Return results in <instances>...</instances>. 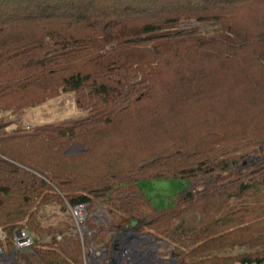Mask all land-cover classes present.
<instances>
[{"label":"trees","instance_id":"obj_1","mask_svg":"<svg viewBox=\"0 0 264 264\" xmlns=\"http://www.w3.org/2000/svg\"><path fill=\"white\" fill-rule=\"evenodd\" d=\"M193 19L239 37L180 27ZM64 91L87 115L7 129L3 113ZM246 157L249 166L221 173ZM204 176L212 186L189 190ZM175 180L179 191L159 192ZM56 199L105 201L101 240L127 218L146 221L182 247L175 264L264 261V0H0L7 244L21 226L61 230L40 220ZM68 236L21 257L80 263Z\"/></svg>","mask_w":264,"mask_h":264},{"label":"rangeland","instance_id":"obj_2","mask_svg":"<svg viewBox=\"0 0 264 264\" xmlns=\"http://www.w3.org/2000/svg\"><path fill=\"white\" fill-rule=\"evenodd\" d=\"M181 28L184 29H192L196 28L202 33L206 34H228L231 37L233 36L235 39L236 37H239L237 34H234L233 32H228L223 28H220L218 24H213L211 22L208 23H201L196 20H190V21H184L180 24ZM76 93L74 91H64L59 92L57 95L47 99L45 102L38 104L36 106L24 109L19 112L11 113L6 112L3 113V120L8 123L7 129L12 130L17 126H22L24 128H27L28 130L31 129L35 125L43 124V123H69L75 119H79L87 115V111L81 110L76 103ZM80 150L79 147H73V149H70V153L75 154ZM241 152H238L240 154ZM252 160V157H246L242 160L241 163H230L228 165V168L224 171H222V174H227L230 171H238L242 167H247L250 165ZM216 177H210V176H204L199 177L197 179H193L190 181L189 190H192L193 192H202L207 190L210 186L213 185V181ZM182 183L179 180H175L173 182H166L162 183L158 186V190L162 194H173L177 191H179V188L181 187ZM58 190V189H56ZM68 200L62 199V201H50L43 205L41 207V216L40 220L43 223V225L49 227V226H58L61 227V230L56 232H46L44 234H37L33 230H30L29 227L21 226L18 229H25L28 230L35 238L36 244L34 247L39 248H47L50 244H56L58 242H61L71 234L74 235L78 240L80 244V263H74L73 264H83V247L82 242L79 233L75 230L74 221L71 216V212L68 207ZM74 205V204H72ZM90 213L92 216L89 218L87 225L89 229L91 230V234L86 236V239L88 241H91L96 247H104L108 254L111 251L112 247V238H113V231H109L105 234H103L102 240L99 239L98 234L100 233L99 228L107 227L110 222H112V215L109 212V207L105 201L102 199H97L94 202H88ZM134 218V217H133ZM129 219V218H127ZM126 219V224H127ZM139 219V218H137ZM124 227L116 229H124ZM136 230H138V235L140 236H150V238H153V244H151V249L154 250L155 257H154V264H175L177 262V257L175 256L176 250L179 248H182L177 242L161 236L159 234H156L152 228H150L147 225V222L144 220L139 219V223L135 227ZM16 229V231L18 230ZM0 230L5 233L6 238L4 241H0L1 244L5 246V248L8 251H12L13 244L9 246L7 244V232L3 226H0ZM15 231V232H16ZM14 232V234H15ZM118 232V231H117ZM68 236V237H69ZM13 237V235H12ZM146 238V237H145ZM152 240V239H151ZM147 243L145 241L141 240L139 242L140 246H146ZM33 247V249H34ZM238 252L241 251L240 249H237ZM16 258L19 260H23L26 264H38L33 263L32 261H28L24 258H22V255H33L32 251H23V252H16Z\"/></svg>","mask_w":264,"mask_h":264},{"label":"built area","instance_id":"obj_3","mask_svg":"<svg viewBox=\"0 0 264 264\" xmlns=\"http://www.w3.org/2000/svg\"><path fill=\"white\" fill-rule=\"evenodd\" d=\"M68 207L74 221L75 230L79 233L83 247V264H154L155 253L151 249L153 238L150 236L138 235L135 227H125L124 229L114 230L112 233V247L108 251L102 246L96 247L86 236L91 234L87 222L92 216L88 203H78L72 205L68 202ZM146 237V238H145ZM6 238L5 233L0 230V241ZM152 239V240H151ZM145 241L146 246H140L139 242ZM12 251H8L3 244L0 243V264H26L23 260L16 258V252H33L36 244L34 236L25 229H18L13 238ZM228 264H264L261 262H244L235 260Z\"/></svg>","mask_w":264,"mask_h":264},{"label":"water","instance_id":"obj_4","mask_svg":"<svg viewBox=\"0 0 264 264\" xmlns=\"http://www.w3.org/2000/svg\"><path fill=\"white\" fill-rule=\"evenodd\" d=\"M138 223H139V219L132 217L127 219L126 227H136Z\"/></svg>","mask_w":264,"mask_h":264}]
</instances>
